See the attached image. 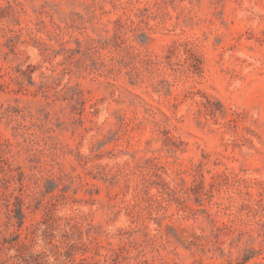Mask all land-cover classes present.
Instances as JSON below:
<instances>
[{"label": "rangeland", "instance_id": "rangeland-1", "mask_svg": "<svg viewBox=\"0 0 264 264\" xmlns=\"http://www.w3.org/2000/svg\"><path fill=\"white\" fill-rule=\"evenodd\" d=\"M0 264H264V0H0Z\"/></svg>", "mask_w": 264, "mask_h": 264}]
</instances>
